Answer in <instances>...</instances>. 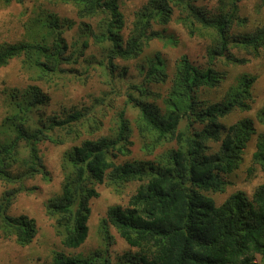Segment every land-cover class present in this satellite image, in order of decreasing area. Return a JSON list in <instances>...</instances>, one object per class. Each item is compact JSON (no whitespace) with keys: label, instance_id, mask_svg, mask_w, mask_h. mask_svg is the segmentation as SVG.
<instances>
[{"label":"trees","instance_id":"obj_1","mask_svg":"<svg viewBox=\"0 0 264 264\" xmlns=\"http://www.w3.org/2000/svg\"><path fill=\"white\" fill-rule=\"evenodd\" d=\"M2 1L8 6L21 0ZM56 1L75 6L80 19H99L97 32L87 24L83 32L96 44H108L105 55L112 73L117 69L116 60H137L151 41L165 39L153 27L169 25L175 12L190 37L211 38V63L226 56L231 47L250 57L264 54V24L254 32H232L234 23H246L238 14V4L245 0H218L217 11L210 16L194 5L197 0H150L135 14L126 39L122 36L125 26L119 0ZM28 28L32 33L30 42L0 46V69L22 58L36 81L49 82L56 76L63 77L61 66L78 64L89 45L86 40L81 47L69 46L62 37L63 25L47 12L33 18ZM227 60L246 63L245 59ZM168 70L159 55L149 60L140 70L143 81L128 83L126 108L118 114L114 134L85 141L64 154L61 193L48 202L46 213L55 220L62 244L78 249L89 235L90 201L99 196L95 185L108 179L121 187L136 180L143 184L131 197L128 208L111 207L100 224L106 243H110L109 223L130 247L137 249L118 264H255L257 255L264 259V183L251 198L237 192L221 206L207 193L223 190V177L239 169L243 150L255 134L251 120L229 127L221 120L235 110L251 109L250 90L256 78L241 76L221 102L208 104L199 102L198 94L203 88L215 89L223 80L215 65L201 68L184 56L176 63L172 77ZM167 83L170 87L160 105V95L154 94L150 86ZM10 97L9 114L0 130V183L9 188L0 198V230L26 247L37 234L36 224L26 216L12 217L8 210L20 193L28 191L24 188L27 180L48 176L36 144L55 129L72 128L88 114L74 111L65 119L44 121L39 109L49 98L38 86L22 93L12 92ZM128 108L137 111L134 125L143 140L144 153L151 155L165 144L175 147L155 161L116 165L113 160L119 155L128 156V147L133 144L129 141L133 127L126 116ZM256 118L264 125V105ZM211 142L221 145L216 153L208 146ZM253 157L264 173V134L256 137ZM98 262L109 264V259L99 254L67 257L56 252L46 264Z\"/></svg>","mask_w":264,"mask_h":264},{"label":"rangeland","instance_id":"obj_2","mask_svg":"<svg viewBox=\"0 0 264 264\" xmlns=\"http://www.w3.org/2000/svg\"><path fill=\"white\" fill-rule=\"evenodd\" d=\"M150 0H119L120 11L124 19L122 36L124 39L130 34L135 14ZM194 5L209 16L217 11L218 0H197ZM47 12L63 25V39L72 46H82L88 41V48L78 64L61 66L65 70L62 77L56 76L49 82L36 81L35 75L25 69L22 58L12 60L6 67L0 69V130L1 125L9 114L8 97L12 92H24L28 87L38 86L49 100L41 106L39 112L44 121L56 117L65 119L69 113L80 111L88 116L72 128L55 129L49 133L47 139L38 142L36 148L45 166L48 176L37 175L24 183L28 191L20 193L11 204L8 215L12 217L26 216L36 224L37 234L32 243L26 247L19 246L15 237L7 236L0 230V264H46L52 261L53 254L58 252L67 257H89L99 254L108 258L109 264H118L128 254H134L137 249L130 247L119 235L114 227L108 223L110 243H106L104 234L100 231V224L107 218L108 210L113 206L128 208L131 197L143 184L131 181L121 187L114 186L108 179L102 184H96L99 196L90 201L91 214L88 222L89 235L85 243L78 249L66 248L57 235L54 227L55 220L47 215L46 205L50 200L61 193L63 173L61 163L64 154L75 146H80L88 140H97L112 136L116 128V120L121 110L126 108V90L128 83H141L142 67L146 68L149 60L159 55L168 67L170 77L176 63L187 57L191 63L201 68H215L223 75V80L215 89L203 88L198 94L199 102L208 104L221 102L231 87H235L238 79L246 75L256 78L251 87V109L247 112L235 110L221 120L224 126L229 127L239 121L251 120L255 134L243 150V162L233 174L223 177L225 186L221 192L207 193L215 200L217 206L224 204L227 199L237 192L244 193L251 198L255 189L264 183V173L254 161L256 152V137L264 134V125L257 121V113L264 105V54L250 57L239 49L231 47L226 56L211 63L208 49L210 37H190L187 30L179 23V14L175 12L172 22L167 26L154 25L153 30L161 33L165 39L151 41L149 46L137 60H116L117 69L114 73L108 65L106 51L108 44H96L92 37L83 32L85 24L97 32L99 19H80L77 9L72 4L58 3L56 0H21L5 5L0 0V46L30 42L32 40L28 26L38 14ZM238 14L246 23H234L232 32L241 35L254 32L264 24V3L259 0H245L238 4ZM71 26V28H69ZM167 39V40H166ZM79 48V47H78ZM73 48H70V51ZM69 55V53H67ZM233 60L245 59V64L228 63L227 58ZM170 83L152 84L150 90L160 95L158 104H162L167 96ZM11 98V97H10ZM126 116L133 127V135L129 141L128 156H117L113 161L116 165L126 162L155 161L158 155L174 148V144H165L149 155L142 150L143 140L134 125L137 111L128 108ZM186 128V123H182ZM199 129L202 126L197 125ZM212 153L220 149V143H209ZM0 183V198L6 192ZM108 244V245H107ZM122 259V260H121ZM255 264H264L261 255L255 257ZM97 264H100L99 262Z\"/></svg>","mask_w":264,"mask_h":264}]
</instances>
